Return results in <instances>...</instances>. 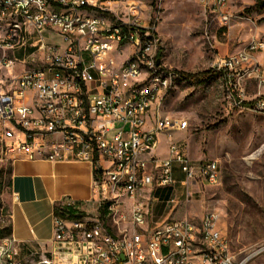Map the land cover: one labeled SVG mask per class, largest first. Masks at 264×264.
Masks as SVG:
<instances>
[{"label": "built area", "instance_id": "2783aa9c", "mask_svg": "<svg viewBox=\"0 0 264 264\" xmlns=\"http://www.w3.org/2000/svg\"><path fill=\"white\" fill-rule=\"evenodd\" d=\"M151 1L0 0L1 141L10 154L30 161L94 162L97 155L103 172L96 215H57L50 251L23 256L16 239L0 238V264H247L264 251L238 261L215 210L198 224L154 222L153 206L142 201L156 184L169 192L170 214L178 206V184L185 201L193 186L221 184L217 161L195 164L172 141L165 159H146L160 133L189 128L163 111L186 78L163 63ZM194 1L229 22L223 12L231 0ZM263 54L264 40L253 36L238 53L215 61L231 109L264 116ZM151 112L154 124L147 129Z\"/></svg>", "mask_w": 264, "mask_h": 264}, {"label": "rangeland", "instance_id": "374dc122", "mask_svg": "<svg viewBox=\"0 0 264 264\" xmlns=\"http://www.w3.org/2000/svg\"><path fill=\"white\" fill-rule=\"evenodd\" d=\"M149 13L152 21L159 19L156 35L164 65L186 78L164 101L163 111L189 123L187 131L164 132L160 157L152 156L166 158L172 141L195 164L217 161L221 171L220 185L193 186L188 201L178 184L174 192L178 206L171 214L182 209L198 224L205 212L217 211L230 250L240 261L264 246V116L231 109L224 97L223 78L213 65L218 58L241 51L253 36L264 40V2L231 0L223 12L230 18L228 23L194 0H157ZM51 41L61 43L58 37ZM129 53L126 47L124 57ZM17 58L22 60L23 55ZM249 91L253 98L254 84ZM9 166L10 152L0 139V197L8 190ZM151 190L152 196L159 197L153 214L160 207L164 220L169 192L156 184ZM172 216L169 219L176 220ZM247 264H264V251Z\"/></svg>", "mask_w": 264, "mask_h": 264}, {"label": "crops", "instance_id": "0c3cea01", "mask_svg": "<svg viewBox=\"0 0 264 264\" xmlns=\"http://www.w3.org/2000/svg\"><path fill=\"white\" fill-rule=\"evenodd\" d=\"M261 59L264 64V58ZM30 104L32 105L31 102ZM153 124L154 113L151 112L146 128ZM2 133L3 128L0 126V137ZM19 136L22 137L21 134ZM165 141L166 137L160 133L158 148L153 155L160 157L158 152ZM146 157L151 160L154 156ZM100 165L103 170L107 167L102 160ZM96 170L97 165L92 161H30L10 154L8 190L0 197V236L9 232L20 244L23 256L30 251H50L57 206L74 204V209L82 216L98 213ZM176 177L180 181L183 179L178 170ZM152 191L145 190L142 201L148 205L152 201L154 209L159 197L152 196ZM158 209V213L153 214L154 222L163 220L160 207ZM3 215L6 220H2ZM170 216L171 213L163 215L164 220ZM172 217L186 219L189 216L179 209Z\"/></svg>", "mask_w": 264, "mask_h": 264}, {"label": "trees", "instance_id": "16d2710c", "mask_svg": "<svg viewBox=\"0 0 264 264\" xmlns=\"http://www.w3.org/2000/svg\"><path fill=\"white\" fill-rule=\"evenodd\" d=\"M157 0H155L153 2V5L154 3H156ZM94 162L96 165H98V157L97 155L94 156ZM103 172L100 168H98L96 171H95V179L96 181H99L101 179V176H102ZM56 213L57 215L59 216H63V217H69V218H76V217H79V214L78 212L74 209V207L72 206H68V205H63V206H57L56 208ZM101 213L102 215H104L106 213V211L104 210H101ZM4 234V233H3ZM10 237L11 235L9 234V232L3 236H0V238H4V237Z\"/></svg>", "mask_w": 264, "mask_h": 264}]
</instances>
